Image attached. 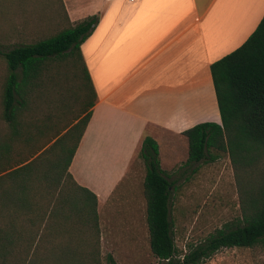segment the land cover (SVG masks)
Returning a JSON list of instances; mask_svg holds the SVG:
<instances>
[{
  "label": "trees",
  "instance_id": "trees-1",
  "mask_svg": "<svg viewBox=\"0 0 264 264\" xmlns=\"http://www.w3.org/2000/svg\"><path fill=\"white\" fill-rule=\"evenodd\" d=\"M47 7L42 19L65 23L57 22L56 32L7 49L0 40V264H101L96 195L69 171L96 101L80 45L98 16L72 23L63 3L62 17ZM78 65L87 81L83 107L64 123L55 78L62 67ZM210 72L221 122L181 132L185 163L228 154L240 215L180 253L172 219L177 186L160 166L157 142L145 135L138 157L145 166L147 240L161 264H202L221 248L264 250V15L241 45L210 64ZM106 261L117 264L111 254Z\"/></svg>",
  "mask_w": 264,
  "mask_h": 264
},
{
  "label": "crops",
  "instance_id": "crops-1",
  "mask_svg": "<svg viewBox=\"0 0 264 264\" xmlns=\"http://www.w3.org/2000/svg\"><path fill=\"white\" fill-rule=\"evenodd\" d=\"M62 3L72 23L98 16L80 45L96 101L69 171L96 195L101 240L102 207L118 219L114 229L143 237L145 214L134 195L139 166L133 169L143 137L158 151L161 144L176 151L185 129L221 122L210 64L245 41L264 15V0Z\"/></svg>",
  "mask_w": 264,
  "mask_h": 264
},
{
  "label": "rangeland",
  "instance_id": "rangeland-1",
  "mask_svg": "<svg viewBox=\"0 0 264 264\" xmlns=\"http://www.w3.org/2000/svg\"><path fill=\"white\" fill-rule=\"evenodd\" d=\"M0 6V9L4 11L3 16L0 15V36L2 37L0 40L4 44V49L20 43L32 42L60 29L59 26H54L61 21L50 22L47 18L42 19L41 13L46 14L47 6H51L55 16L62 17L61 0L48 2L46 0H8ZM3 71L4 66L0 56V80ZM55 80L59 93L57 106L63 110V122L67 123L79 115L83 107L85 97L83 89L87 86V81L79 65L74 69L62 67ZM45 92V90L42 91L43 94ZM186 140L185 138L176 140V151H167V148H163L161 144L158 155L161 168L177 186L174 192L172 219L174 242L180 253L188 249V243L203 240L210 232L222 227L225 223L234 221L240 215L239 193L229 155L223 154L211 163L186 164ZM136 165L139 166V171L136 173L137 177L135 176L137 183H135L134 195L139 201L143 215L145 202L142 181L145 166L140 157L134 160V170ZM121 211L123 208L117 210V212ZM100 215L103 232L101 264H108L107 254H111L117 264H161L149 250L146 222L144 236L133 237L126 230L114 229L113 225L111 226L112 222L119 221L112 216L109 220L110 218L107 217L109 213L105 207L100 209ZM202 264H264V250L243 247L221 248Z\"/></svg>",
  "mask_w": 264,
  "mask_h": 264
}]
</instances>
